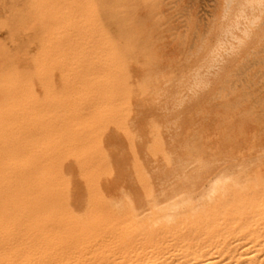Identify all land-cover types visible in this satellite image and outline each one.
<instances>
[{
  "label": "rangeland",
  "instance_id": "obj_1",
  "mask_svg": "<svg viewBox=\"0 0 264 264\" xmlns=\"http://www.w3.org/2000/svg\"><path fill=\"white\" fill-rule=\"evenodd\" d=\"M23 1L24 0H12V1L11 0H4L5 4L8 3V8H6V6L4 5L2 0H0V4H1V2L3 4V5L1 4L0 6L5 7V9H3V7H0V12L1 11H2V13H3V11L9 12L7 14L4 13L5 14L4 16L8 15V17L6 16L7 18L3 17L2 16L3 14L0 13V14H2V15H0V25L3 24L0 26V30L2 28L1 31L3 32V33L0 32V35L4 36L2 38L3 40L6 39L7 41L9 40L10 43L12 42L11 45L13 44L14 49L16 46H17V48L18 47L20 48L18 50L11 49V48H13V46L12 47L10 46L11 48L8 47L10 44H6L7 43L6 40H4V41L0 40V42L2 41L1 42L2 45L3 44L5 45V46L4 45L2 46L0 44V46L2 47V49L0 48V50L3 51V48L6 49L4 51L8 52L7 53L8 55H11V53L15 52V54L13 53L14 55L12 54V56L9 57L11 59H12V57L14 59L17 57V55H19L20 59L18 57L16 58V60L18 59V62L16 64L17 70L19 72L22 71L20 73H22V75H24L26 78L29 75L31 76L29 81H24L25 77L22 76L24 78H23V83L22 82L21 83H22V86H24V84L26 82L27 84H25V86H29L31 84L29 87H31V86L33 87V88L32 87L29 88V87L24 86L27 89L29 88L28 90L31 91V92H27V96L29 93V97H27V96L26 97L30 98V96H31L30 93H31V94H33L31 96V98L33 99L36 97L35 98L36 100L33 99V101L31 102V99L29 101L25 96L24 97H25V100L26 99L28 100L27 103L29 104V106L33 105L34 103L36 104V105L34 104V107L36 106L34 108L35 112L37 109H38L37 112L40 113V111H41V113L39 114V118H37V116H36V117H34L35 119L33 118V116H35L34 114H36V113L33 114L34 110L32 113H30V114H33L32 115L33 120H36L37 124H35V125L36 126L39 125V129H40V123L41 122H43L45 124L48 123L49 125H51L50 127L53 126V129H54V127H56L57 125H60L61 122L63 121V126L65 124H67L68 127H70L69 128L70 130H71L72 126L75 127L74 131L76 130V128L78 129V130H76L77 131V133H76V131L75 132L73 131L74 127L72 128V131L75 134L74 135L73 133L67 132L68 128L65 125L66 129L64 131V134H65V132H67L65 134V137H62L63 134L60 133V135H59L60 137L58 138V135H57V134H59L58 132L65 128L62 125L58 126L59 128L63 127V128H60L59 131H58V128L56 130H53V131H52V129L49 128L51 130V132H50L47 130L48 129L47 128L46 129L48 131L47 134L51 133L50 135H47V137L44 136L46 131L44 130L43 127H41L40 130H42V129L44 130V135H42L43 132L41 133V131H40V133H41V135H40L38 132L39 130L36 129L38 127H35L34 129H36V132H38V134L40 136L44 137V140L41 141V139H43V138L41 137V139H40L39 135L36 133V137L38 136L37 137L38 140H35V138H36L35 137L34 140L36 142L35 141L34 142L35 143H37V141L40 142L39 144L37 143L38 145L36 144L37 146H39L41 144L38 147V150L36 149L37 146L32 143L31 146L28 144V147L32 148L34 145V147H33L34 149L31 152H29L28 151L29 148L26 147L27 144H25L26 142L22 143L23 145H25V149L28 148L26 150L27 152L25 151V149H23L25 153L29 152L31 154L33 152L32 154H34L36 152V154H34V156L31 154L34 159L29 155V153H28L29 156L24 153L27 156V157L23 158L24 159L23 165L26 168L24 166L23 167L25 168L26 172L28 171L27 169L32 168V167L30 168V166H29V165H31V161L34 162L33 160H35L40 155H43V153H44V155H43L44 159L47 158L45 163L49 160L48 159L49 156L52 158V159L51 158L50 159L53 161V162L49 161V163L47 162L48 163L47 166L45 163L40 165V161L37 162L42 167H39V165L37 163L36 164L34 163L35 165L33 164V166H34L33 170L35 169L36 165L40 169L36 168V173H35V170L32 171V169H31L29 171L34 172V174L33 173L30 174L29 172H27V173L24 172V168H23L22 175L24 173H26V175L30 174V177L34 175V177L36 179H38V181H39V182H36V180L33 178L35 181L34 184H36V186H37L42 181L43 178H45L48 175L50 176V174L52 172L59 170L60 174H59V172L56 171L57 173L54 172L51 174L52 177L48 176L49 181L47 180V178H45L46 181H48V182L44 181L43 183H46L47 188L49 186V183L51 185L54 184V183L53 184L51 183L50 179H52V182H56V181L58 182V183L57 182L55 183L54 188H55L56 184L58 186V184H61L62 181L64 180L63 183L61 184L62 186H59V187H61L58 189L59 192H57V189L55 190L53 188V190H52L50 187L48 188V191H46L47 188H42L44 186L43 183H41L42 184L41 187H39L40 185L38 187L33 186L34 185L32 182L33 179L28 177V175L26 176L28 179L25 181H28L29 179H31V181L26 182L27 185H25V186H27V189H31L30 191L26 189V192L28 194H31L32 192L34 194L35 191L37 192V190H40L42 188L41 189L42 191H40V193H39L41 195L38 194L37 196L44 198L45 194H43V193H46L47 196H49V198L45 197L44 200L45 199H47V200H45L44 202L49 200L48 204H50L49 202L51 200L50 198L52 197V195H53L52 198H54V196H56V198L58 199V200L56 199L58 201V203H55V205H53L54 209L52 208V206L50 204L49 205L50 209L55 210V207H57L56 205H59V201L61 200L60 201V207H58L56 210H58L57 212L60 211L59 214H61V212H63L65 214V212L68 211V214L66 213L64 216H65V218H67V220H69V219H71V214L74 215L73 212H75V214H79L80 212H82V210H86L87 208H90L87 210H91L92 208L94 210L95 209L97 210V209L101 208L99 203H102V201H103V203H102L103 205L105 203L106 209H104L105 206H103V208H101V211H105L109 207L108 209L110 211L112 210L115 214L117 212L126 213L128 211H131L133 208L135 209V207H137V208L138 207H142V208L147 207L145 203H143V202L138 203L136 197H134V196L131 197V195H130V193L131 194L136 193L134 191H136L137 188H138V190L142 189L140 184L138 182H136V180H137L136 176L137 175L139 178H141V177L145 178L146 177L149 180H153L151 178H155L156 176L164 177V178L165 177H171L172 178V177L180 176L181 174L185 173L186 170L183 167H185L187 165V163H196V162L198 163V162H201L203 160H208L209 158L207 156H209V155H208L207 151L211 152V153H209L210 154L209 157H211V159L213 157H216V158H214L215 160H229L230 159V160H233L234 162L238 161V162H241V163H239V166L241 165V167H244L245 163L248 164L247 168L245 166V169L244 168L242 170L239 169L245 173L250 172L251 170H253V168H255L254 170H257L256 168L258 167V163L264 161V155H263L264 153L262 152L264 150V76H263L264 75V73H263L264 72V55H263L264 54V0H243V1L242 0H227V1L226 0H206V1L205 0H73L74 2L71 0H68V1L73 2V4L71 2H67L68 6H69V4H72L73 8L71 6V9H72V11H71V9L69 7L66 8V6L64 5L66 8L65 11H68L70 9V13L68 12L69 15L71 16V14H74L71 17L74 20V21L72 20V22L75 23L74 24L75 29H77V26L79 25V24L76 25L79 20L85 19L86 21L84 20V22H88V23H86V27H84L83 25H85V24H82V23H81L82 25L78 26L79 30L83 26V28H81V31H79V32L80 33L84 32V34H86L84 37V36H82L84 34L79 33V36L80 37L82 36L81 42H83L84 40H87V41H84L85 43L83 42V44H81V42L77 43L79 40L76 42H74V40H73V42L71 41L73 44L69 43L67 40L68 39V37H67L68 33H71L70 36H73L75 34L73 31H71V28H70V31H69V29L64 28L63 30H64V32L66 30L65 34H67V35H65L63 37L66 39L60 40V42H59L60 44H58V49H60V47H61L62 50L64 49L67 51L69 46H70V48L74 47V48H72V50L73 51L76 50V52L78 51V53H75V51L73 52L72 50H69L70 52L75 54V55H73L74 57L71 54H70V56H72L73 58H79L80 59L81 57L78 56V54L80 52L79 49L82 48L85 44L83 49L85 47H88V48H87V50L81 49L82 50L81 53L83 51H85L87 53L85 55L86 56L88 55V56L86 57L84 55V58L86 60H88L87 61L88 64L86 63L85 59H82V60H84L85 63L80 60L82 62V63L80 62L81 64L79 63V61H76V59H75L74 62L78 63L81 66H79L78 64L76 65L74 62L71 61L75 65L71 63L72 67H68V69H67L66 68L67 64L64 61L67 62V61L72 60V59H70V58L67 59L66 57H70V56H65V58L67 59V60H65V58L63 56L61 57L60 50H59V54H58V51H56L55 54H53L52 58L47 61V62H50V64L45 62V63H47L46 65H50V66L52 65L50 68H52V69L54 68V70L51 71L52 75H53L52 79H51L52 81L44 79V78H48L50 76L49 70H46V72H43L44 74H42L41 76H37V74L35 75L34 71L32 70V66H31L32 61H29V60H36L35 55L37 54L38 50L35 53V50L37 48V44H35V43H36V40L39 38L37 34H35L36 36L35 35L33 36V34H32V29H34V27H35L34 26L35 24H33V22L36 23L38 20L37 19L38 17L35 14V12L33 11V8L35 9V7H38L39 4L35 6L36 3H34L33 0H25L24 2ZM62 1L63 0H55V1L52 0L50 2L49 0H47V1L45 0V3L48 2L47 3L48 7L51 5L50 3H53L54 6H50V8L54 7L53 12L54 11L59 12V10L62 7L61 8L59 7L57 10V7H55V6H58V5H55V4L57 2L59 3V5L61 3L66 4V2L64 3V1L63 2ZM20 2L24 3V4H21ZM17 3L21 4V5H18ZM45 3L43 4L42 1L40 2V4L42 5L43 8L46 5ZM62 4L60 6H62ZM82 5L86 6L85 10H84L85 6L83 7ZM15 7H16V9H15ZM79 7H82L83 9H79ZM18 8H20V9H18ZM55 8L57 11L55 10ZM79 10H82L83 12L85 11L84 13H86V14H82L83 12L81 13V11H79ZM12 12H13V14H12ZM10 13H11V15H10ZM81 15H84V16H81ZM1 16L3 19L1 18ZM29 16H31L33 18L34 17H37V18L35 20V18L32 19L30 17L32 19L31 20V19H29ZM74 16H76L77 18H75ZM77 19H79V20H77ZM82 20H81V22H82ZM14 22H16V23H14ZM256 22H258V23H256ZM25 23H27L28 25H25ZM73 23H72V25H73ZM19 24H20V26H19ZM31 24H33V25H31ZM23 25H25V26H23ZM36 25H37V23H36ZM72 25H71L72 30H74L75 33L77 34L78 33L77 30H75L74 26H72ZM23 27H27V28L25 29ZM4 28L8 34L5 32ZM84 28H85V30H82ZM26 31H28V32H26ZM33 32L37 33V30L34 29ZM23 33H25V34H23ZM29 34H30V36H29ZM7 35L9 37V39L6 38ZM21 35H22V38H21ZM1 36H0V39H1ZM75 36H76V38H75V40H76L78 36L77 35H75ZM15 37H17L18 39L17 38L15 39ZM32 37H35V38L32 39ZM74 37L73 38L70 37V40L74 39ZM80 37L78 39H80ZM23 38H24V40H23ZM27 38L30 39V41H28ZM60 38H62V35ZM82 39H84V40H82ZM17 40H18V43H17ZM9 41H8V43H9ZM202 41H204V42L202 43ZM25 42H27V43H25ZM37 42H38V40H37ZM66 42H68V45H66ZM74 43H76V44H74ZM86 43L88 44L87 46H86ZM17 44H19V45H17ZM80 44H81V46H80ZM6 45H7V47H6ZM30 46H31L30 49L34 50L33 52L29 49ZM8 48H10V49H8ZM26 50H28L30 52V55L27 54L29 52ZM4 51L2 53H4ZM24 52H26V53H24ZM33 54H35V55L33 56ZM56 54H57V56H56ZM83 54H81L80 56H83ZM150 54H151V56H152V54H154L153 55L154 57L153 56L150 57ZM2 55H3V58H6L5 61L2 60L3 59ZM4 55L5 54H1V52H0V57L2 58V59L0 58V66L4 65L5 63H7L6 61L9 60L8 55L7 56L6 55L4 56ZM24 55L27 57V60L29 57L28 63L26 62V59H25L26 57ZM183 55L187 58H185ZM54 56H56V57H54ZM58 56H59V58L60 57L63 58L62 60L59 59V60H61L62 63L58 62V60H56L58 58ZM76 56H78V57H76ZM23 57L25 59L24 60L25 62L21 61V60H23L22 59ZM53 57H54V59H53ZM153 59H155V60H153ZM182 59H183V61H181ZM53 62L54 63L58 62V63H57V65L53 66L54 65ZM148 62H149V64H148ZM63 63L66 64L65 67L62 68L64 70L63 73H65V74H61L62 70L61 69H60L61 71L59 70V66H61L60 64H62V66H64ZM67 63H69V62H67ZM71 64H69L68 66H71ZM85 64H86V66L90 65L92 68L87 67L88 69L86 70ZM82 66L85 67V68H83L84 70H86L85 73L90 71L89 68L91 69V72L95 73L94 74V73L90 72L91 76L93 74L92 77H96L98 80H99V78L102 77L101 78L102 81L101 80L99 81V83L101 82V84L99 86H101L102 84L104 86L103 87L101 86L100 88H99V86H98V88L96 87L97 88L96 90H98V89H100V90H99V92L97 91L98 93L94 92L96 94L95 96H94V93H92V91L95 90L94 87L97 85L98 80L93 79L92 81H90L89 79H91L92 77L90 78L88 73L85 75V76L88 75V77H86V79H88V80L85 79L87 81V83H86V81H85V83H82V81L84 79H82L83 77L81 78V76H79L80 78L78 79V83L79 82L82 83L83 86L81 88H83V89H81V88L79 89L80 86L77 87L78 84H76L75 90H77V88H78L79 93H80V91H82V90L83 91L84 90L89 91V89H90V90H92L91 91L92 94L87 91L86 92L87 94L84 95V94H82L83 92L81 94H79L77 91H75L78 93L75 95V92H72V91H74V88L72 87L73 83H75L74 77L77 78L78 77L77 75H80V73H81V75L84 74V70L81 68ZM251 66H253V68H251ZM143 67H144V69H143ZM47 68H49V67H47ZM69 68H71V69H69ZM78 68H80L82 70L79 69L78 70L79 73L77 72L76 73L77 75L75 74L76 76L73 77L74 81L72 83V86H71V83L67 84V83L71 82L70 79L67 80L69 78V76L68 75H67L68 77H63V76H66V74H67L66 72L68 70L72 71V69H74L75 70L74 72H76ZM95 70L97 73L95 72ZM173 70H174V72H173ZM43 71H45V70H43ZM32 72H33V74H32ZM47 72H49V73H47ZM55 72H57L59 74V75L57 74L58 77L61 75L59 77L60 79H61V77L63 78V80L65 78H67L66 80L68 82L66 81V84L70 85V87H72V91L70 89V91L72 93L69 94V92H68L69 87L66 86L65 83H60V81H58L59 79H58ZM74 72H73V74H71L72 72H68V73H69V75L71 74V76H73ZM26 73L28 75H25ZM44 75H45V77H44ZM54 75H56L58 80L54 79L55 78ZM217 75H219V76H217ZM22 77H20V78L22 79ZM218 78H220V79L218 80ZM44 80L47 83L48 82L51 84L54 83L53 84L54 86L57 85L58 83H60L62 87H64V85H65L67 87L66 88L67 90L65 89V91H67L70 96H71V94L75 95V98L72 95V97L74 98V101H72L73 98H72V100H71V98H70V100H67L66 97H68L69 95L65 94L66 96H64V98L66 100L62 99V101H61V99H60V101H61V102L59 101L60 104L57 103V105L59 104L60 108H62L63 106L64 107L66 106V105L62 104L63 101H66L65 103H67V105L69 104L70 106L69 105L68 106L70 108L73 107L74 109L72 108V110L74 111L75 110L74 104L76 106V103H77V102L76 103H74V102H75V100L79 99L80 100V102H78L79 106H76V107L77 108L81 107V110H80V108L78 110V112L79 111H81V112L78 113V112L74 111L72 113V110L70 109V111H71V113H70L69 109H68L69 107L68 108L66 107V111L68 109V112L64 111L65 112L64 113L62 111V109H59V113L57 114L58 109H55L56 107H54V105L59 100L60 96L63 97L61 92H65V91L63 89L59 88L60 89L59 92L61 94L60 95V94H58V91H57V90H59L57 88L58 85L56 86V88H57V90H56V89H53V86L51 84H50L51 87L50 86L49 87L52 88L53 90L51 89L49 91V89H48L49 87L48 88L45 87L46 85L48 86L49 83L48 84L46 83V85H44ZM54 80H55V82H54ZM63 80L61 79V82H63ZM94 81L97 83H96V85H94V83H93L94 87L92 88V87H90V84H92V82H94ZM240 81H242V82H240ZM76 83H77V81H76ZM168 83H170V84H168ZM188 83H190V85ZM62 84H64V85H62ZM20 85L21 84L19 83V87H21ZM79 85H81V84H79ZM86 85H88V86H86ZM195 86H196V88H195ZM24 87H23L22 91L24 90ZM88 87H90V88H88ZM160 88H162V89H160ZM43 89L45 91L44 96H43V93H44ZM197 89H199V90H197ZM61 90H63V91H61ZM48 91L49 92L52 91L50 94L54 95V96H52L53 100L55 101V103H53V107H52V105H50V103H51L50 99L52 100L51 96H50L51 98H49V100L41 102L42 98L45 96H46V99H48L47 98V95L49 94ZM7 93L8 92H6L4 86L0 88V102L1 103L4 102L3 99ZM24 93H25V91H24ZM55 93H57L59 95L58 98H56L57 95ZM201 94H203V95H201ZM24 95H26V93ZM34 95H36V96L34 97ZM79 95L80 96L82 95V96L80 97ZM86 95L91 96L93 101L99 100V102H101V100H102V102H103L102 105L98 103L99 105H96V106H95V104L97 102L95 104L93 103L94 105L92 104V101H91V103L87 102L88 106L90 103L89 107L92 106L90 108L91 110L96 107L97 113H96V111H92V112H95L94 114H92V112L89 111L88 106L80 104V103H83V101H81V99L84 100V103L86 102ZM193 95H195V96H193ZM37 96H38V98H40L39 100L37 99ZM76 96H77V98H76ZM84 96H85V98H84ZM89 96L87 98L88 99L87 101L92 100V99L89 100V98H90ZM78 97H80V98H78ZM186 97H187V99H185ZM240 97H241V99H240ZM54 98H56V99H54ZM34 100H35V102H34ZM49 101H50V103H49ZM71 101L73 102V104L70 103ZM46 102L49 103L48 106L50 109H51V107H52V109L53 108L55 109L54 110L55 113L50 112L53 110L47 109L48 110L47 111L46 109H44V104L46 105ZM235 104H236V106H235ZM104 105L107 107V109ZM97 106H99V108ZM64 107H63V110L65 109ZM100 107L102 109H104L105 112H104V110L102 112V109L100 111ZM103 107H105V108H103ZM165 107H166V109H165ZM41 108H42V110H44L43 112H42ZM45 108H47V107H45ZM97 108H98V110H97ZM190 108H192V109L190 110ZM25 110H28L27 107ZM60 110H61V112H60ZM143 110L144 111L146 110L145 111L146 113ZM171 110H172V112H171ZM179 110H180V112H179ZM30 111H32V110H30ZM49 112L51 114H49ZM83 112L85 113V114H83L84 115L83 118L86 119L87 122H89L88 124H87V122L84 121V119H80V117L78 116V115L81 116L80 113H83ZM26 113L28 114V111H25V114ZM88 113H89V115H86ZM142 113H143V115H142ZM173 113H174V115H173ZM184 113H185V115H184ZM52 114L53 115L57 114V116L59 117L58 119H60V117H61L62 120L58 121L57 117H55V115L53 116ZM60 114H62V115L59 116ZM96 114H99V115L96 116ZM108 114H110L111 115L110 117L113 118V122L116 120V118H117L118 122L116 120L113 123L112 119L111 118L109 119ZM168 114L170 115V117ZM186 115H187V117H186ZM87 116H88V118H86ZM107 116H108V119L110 120L109 125L107 124L109 121L108 122L105 121L107 119ZM232 116H235V117H232ZM25 117H27L29 119V118H31V115H30V117H28V115L27 116L24 115V119H25ZM98 117H100V119H99L100 122H102V119H104L103 122L105 121L106 123L102 122V124H104V125L106 124V128H105V126L103 127V125H101L99 123ZM105 117H106V119H105ZM180 117L183 119H180ZM27 118H26V122L24 119H23L24 121L23 120L22 121L25 122L26 124L28 123L27 125H29L32 121H31V119L27 121ZM81 118H82V116H81ZM161 118L163 120H161ZM38 119H41L39 121L40 123L38 122ZM91 119L92 120L96 119L97 121L94 120V122H93ZM133 120H134V123H132ZM151 120H153V121H151ZM29 121H31V122L29 123ZM23 122H22V125H23L22 131L24 129ZM91 122L94 124H92ZM89 124L94 125V126H90ZM114 124H116L115 125L116 127H119V128L121 127L120 128L121 132H124L127 129L129 132L125 131V133H127V134H124V133L121 134V132L119 131L120 129L118 130V128H115ZM150 124L152 126H150ZM27 125H25L26 126L25 128H28ZM35 125L33 123V126L31 125V127H29V129H28L29 133L32 132L30 130ZM107 125H108V128H107ZM125 125H127L126 126L127 128H125V130H124L122 128V126L124 127ZM200 126H201V128H199ZM92 127H94V128L96 127L95 129H97V128L99 129V127H102L103 129L100 128V130L102 132L97 129L98 131H100L99 133H101V134L98 135L99 133H96L95 130L93 131L94 128H92ZM146 127L147 128L149 127V128L146 129ZM151 127H152V129H153V127L155 129V127H156V131L154 129L151 131V129H150ZM160 127H161V129H159ZM221 127H224V129ZM149 129L153 133L152 137H149L152 135V133H150L148 131ZM79 130H81V131H79ZM110 130H111V132H110ZM113 130H114V132H113ZM158 130H160V131H158ZM190 130H191V132H190ZM199 130H200V132H199ZM24 131L26 134L23 132L24 133L23 137L28 138V139L33 137L34 132L29 134V133H27L26 129H24ZM72 131H70V132H72ZM78 131H79V133H78ZM90 131H93L95 133L93 134V132H92V134L90 136V135H88V134H90ZM130 131H131V133H130ZM144 131H145V134L143 133ZM166 131H168L170 133V135L172 133L174 135H171V137H170L169 133ZM52 132L53 133L56 132L57 134L53 135ZM80 132H82V134ZM136 132H139V133H136ZM146 132H147V134H146ZM218 132H220L221 135ZM103 133H104V135H106V133H107V135L102 136ZM132 133H133V135L139 134L140 137H139V135L138 136L137 135L132 136ZM162 133L164 135H162ZM165 133H166V135H165ZM187 133L189 135H187ZM28 134L31 137L30 136L26 137V135H28ZM71 134H73V136H75V139L73 138V136ZM76 134H80V136L77 138ZM86 134L88 136L92 137V140L94 138L95 139L97 138V140H98V137H99L100 143H99V141L97 142L94 139L92 142L95 141L96 143H94V146H93V143L91 142L90 137L89 138L86 137V140H88V139H90V140H88L87 141L88 143H85V145H84V143L83 144L80 143L79 141H81V140L83 141L84 135L87 136ZM193 134H195V135H193ZM240 134H241V136H240ZM51 135L53 138L56 137V140L59 139L61 145L65 142H67V141H65L63 143L61 142L62 139H63V141L66 140L67 137H69V140L72 139L71 141L74 140L73 142H75L79 139L75 143L78 144V142H79L80 145H83V146H81V149H78L79 152H75V153H78V156H81V157H78L76 155L78 157L77 158L75 156V153L72 155L70 154L68 156H63L65 152L62 151V153L64 152L62 155V153L60 152V150L62 149V146H60V143H58V145L55 144V142L57 143V141L55 139H54L55 142L53 140H50L49 143L47 142V144H45V146L47 145L46 146L47 148L45 146H43L44 143H46L44 141L52 138V137L48 138ZM70 135L72 138L70 137ZM92 135H95V136H92ZM158 135L160 136L159 137L160 140L162 138L161 135L163 136V138L161 140V142L163 141L162 142L163 146L161 145L160 140L157 138ZM128 136L132 137V138L134 137L133 142H132L131 138L128 139L129 138ZM188 136H190L189 137L190 139L188 138ZM61 137H62V139H61ZM138 137L140 139L141 138L142 139L139 140ZM153 137H155V139H153ZM259 137H261V138H259ZM156 138L159 140L160 147H159L158 142H156L155 144H154L155 141L153 142V140H156ZM165 138H167L166 141L164 140ZM170 138H171V141L169 144L168 140H170ZM211 138H212V140H211ZM124 139L126 140L125 143H127V144L125 146H127V147H125L123 144ZM24 140H27V139H24ZM31 140L33 142V138ZM226 140H227V142H225ZM89 141H90V143H89ZM102 141L105 143L103 144ZM130 141H131V143H134V144L130 145ZM42 142H44L43 145H42ZM70 142H68V144L65 143V144H67V147H65L66 146L65 144H64L65 146H63V147H64V149L67 148V149L71 150V153H72V149H74V148L76 149L80 145H78V146L75 145L73 147V142H72V144ZM101 142L103 145H101V147H100ZM121 142H122V144H121ZM51 143L55 144V146H53ZM97 143L99 146L97 145ZM139 143H141V144L144 143V145H141ZM149 143H151V145ZM182 143L185 145V147L189 143L188 146L190 149L186 148L188 151L185 150V147H184V145H182ZM18 144L20 145V142ZM90 144H91V147L89 148L88 146ZM95 144H96V146H95ZM147 144H149L150 146L149 145L147 146ZM166 144H167V146H169V145H171V146H169V148H168L166 146ZM23 145H22V148H24ZM129 145L131 147L134 146V148L133 147L130 148ZM202 145L204 146V148ZM35 146H36V148H35ZM41 146H43L46 149L43 150L42 149L43 147H41ZM59 146H60V148H59ZM92 146L94 149H92ZM104 146H105V148H104ZM137 146H138V148H137ZM139 146H141V148ZM143 146L146 150L144 148H142ZM182 146H183V148H182ZM17 147H18V145H17ZM19 147H21V146H19ZM57 147H58V149H57ZM84 147H86V148L88 147V149H89V151H91V153H94V151L99 149V147L101 149L103 148V151H102L103 155H104V153L106 155L102 156L101 155L102 152L100 153V151L97 150V151H95L94 156L96 154L98 155L100 153L102 158L100 156H97V155L94 157L93 154H91L90 152L86 153V150H88V149H85ZM123 147H125L124 149H126V150H124V149L122 150ZM165 147H167V149ZM216 147H219V148H216ZM22 148H19L18 150H20V149L22 150ZM193 148H195L196 150H194ZM228 148L230 149L229 151H228ZM54 149L56 151L60 152L61 154L60 153L58 154V152H56ZM82 149H83V152L86 153V155L88 153H90V156L92 155L93 159L94 158L97 159V157L99 159V157H100L101 159H99V162H100L99 166H101V167L99 168V166H98V168H96V166L99 164L97 162L98 160H96V159L95 160L91 159L89 161L90 163L96 161V162H94L95 165H93L94 163L90 164L89 162H87L88 163L87 164L86 160L89 159V155H87L88 158L85 155L84 156L85 160L82 161L81 158L83 159V155L85 154V153L83 154ZM106 149L107 150L109 149V152H107ZM133 149L135 151H132ZM182 149H184L185 151ZM247 149L249 152H247ZM259 149L261 151L258 152ZM76 150H74V151H76ZM111 150H112L113 154L111 153ZM138 150H139V152H138ZM150 150H151V152H150ZM168 150L171 151L172 154H171V152L170 153L167 152ZM212 150H213V152H212ZM65 151L67 152V150H65ZM144 151L148 152L149 155ZM181 151H184V152L181 154ZM219 151L222 153H220ZM223 151H225V152H223ZM226 151L229 152L228 156L224 155V153H227ZM230 151H233V152H230ZM250 151H253V153L252 152L250 153ZM37 152H38V154H37ZM45 152H47V153H45ZM162 152H163L162 155L165 157H163L160 154ZM164 152H166V153H164ZM257 152L260 153L259 155H261V156L257 155L259 157V159L257 158L256 159L257 161H254V159L256 158L255 155L257 154ZM18 153H19V151H18ZM20 153H22V152H20ZM68 153H70V151H68ZM80 153H82V154H80ZM120 153L127 158L126 159L127 161L122 156H118ZM246 153H248V154H246ZM249 153L251 154V156H255V158H253L252 162L250 161L251 159H247L248 162L246 160ZM52 154H54L55 156L58 154V156H60V159L61 158H63V159H61V160L57 159V158H59L58 156H56L57 158H53ZM140 154L144 155V156L142 157ZM152 154H154L155 156H152ZM169 154L171 157L169 156ZM174 154H175V157H174ZM216 154H218V155H216ZM65 155H67V153H65ZM132 155H134V156H132ZM135 155H136V157L137 156L140 157V158L137 157V158H139V160H136L135 158H133V157H135ZM188 155H189V157H188ZM219 155H220V158H219ZM262 155H263V157H262ZM20 156H23V155H20ZM35 156H36V158H35ZM117 156L119 157V159ZM176 156H178V157L176 158ZM234 156L235 157L237 156L238 158L236 159ZM40 157H42V156H40ZM71 157H73V158H71ZM229 157H232V158H229ZM112 158H114V159H112ZM115 158H117V160H115ZM141 158H143V159H141ZM165 158H167V159L169 158V159L166 161ZM227 158H229V159H227ZM56 159H57L56 163L58 164L57 166L54 165ZM66 159L67 160L73 159V160H75V163H74V161H67ZM110 159L113 160L114 162L116 161V163H114V162L110 163V161H111ZM140 159H141V161L142 160L143 161L141 162ZM37 160H39V158ZM40 160H41V158H40ZM42 160H43V158H42ZM78 160L82 161V164H81V162L79 164L77 162ZM105 160H107V161H105ZM132 160H133V162H132ZM43 161L41 163H43ZM249 161L252 164L250 166H249V164H250ZM63 162L66 166H68V167L70 166L71 169L65 168V165H63ZM76 162L79 164L78 166H77ZM106 162H109V163H107V165H106L105 164ZM126 162H129V163L126 164ZM135 162H136V164H135ZM140 162H141V164H140ZM254 162H255V164H254ZM28 163H30V164L28 165ZM66 163H68V165ZM84 163H85V165L86 164L88 165V166H86V168H84L85 167ZM74 164H76V165H74ZM111 164H115V165L120 164V166H118V167L115 166V168H114V166ZM260 164L262 166H260ZM260 164H259L258 170L261 169L262 167H264L263 166L264 162L260 163ZM52 165H53V167H52ZM108 165H109V169L111 166H112L111 168H114V169H111L110 171L108 169L109 172L107 171V169H106V171L104 170L103 173H105V174L107 173L110 176L109 177L106 174L105 176L107 178H105L104 175L101 174L102 173L101 169L103 168L102 166H104V168H106V167H108ZM139 165H141V166H139ZM62 166L64 168H62ZM92 166H95V167L93 168ZM131 166H134V167H131ZM54 167L55 168L58 167V168L53 169V171H52V168H54ZM59 167H61V168H59ZM137 167H138V169H136ZM140 167H141V169H139ZM248 167L250 168V170ZM41 168H43V169H41ZM76 168L79 169V172H78V170H77V172L80 173L79 174L80 176L74 172V171H76V170H74ZM121 168L123 169V171ZM127 168H129L128 169L129 171L127 170ZM133 168H134V170H133ZM46 169L51 170V172H48L49 170H46ZM63 169H65V171ZM68 169H70V170H68ZM98 169H100V171H98ZM118 169H120V170H118ZM246 169H247V171H246ZM38 170H43L41 172L39 171L40 176L37 175V174H39V172H37ZM132 170L134 173L132 172ZM137 170L140 171L139 172L140 174L143 170V173L146 174V175H144L145 177H143V175L139 176L140 174L137 173L138 172ZM144 170L146 172H144ZM69 171L70 172L73 171L74 175H73V173H71L72 176L76 177V175H77L79 177L75 178V177L69 176V174H70ZM86 171L87 172L91 171V173L90 172L87 173ZM92 171H94V172H92ZM120 171H122V172L120 173ZM47 172L49 174H46ZM129 172H130V174H129ZM89 173H90L91 177H93L94 173L96 175L100 173L99 175H101L100 176L101 179L99 176L97 177L94 174V177L91 180H89L90 179ZM111 173H112V175L114 174L116 178L114 176H113V178H111L112 177V175H110ZM44 174H46V175H44ZM62 174H63V176H62ZM86 174L88 175L89 179H87ZM55 175H56V177H55ZM23 176H25V175H23ZM60 176L63 177V179H61V181H59L60 179H58V178H60ZM129 176H132V177H130V178H132L131 181H130V178L128 179ZM54 177L55 178L58 177L57 178L58 180H55ZM70 177L73 178L72 179L73 181H71ZM67 178H70V179L68 180ZM79 178H83L84 180L87 179V183H85L86 185L84 184V182H86V181H83V179H79ZM97 178H99V181L103 180L104 182L103 181L102 182L97 181L98 180ZM103 178H105V179H103ZM53 179L55 181H53ZM92 180H93V183L89 184L88 181L92 182ZM129 181H130V183H129ZM31 182H32V186L34 187V189L36 188L37 190L33 191L34 189L32 186L28 187L30 185L29 183H31ZM59 182H61V183H59ZM77 182L78 183L80 182V184L82 182V184H81L82 187ZM134 182H136L135 185H134ZM69 183H71V185ZM47 184H48V186H47ZM93 184L95 186L101 185V187L100 186H99L100 188L94 187ZM72 185H74L73 187H77L79 185L81 187L82 192L80 191V189H78L79 186H78V188H74V190L72 191L71 190L73 188ZM68 186H69L70 190H69ZM51 187H53V186H51ZM56 188H58V187H56ZM63 188H65V189H63ZM93 188H95V189L93 190ZM43 189H45V191ZM49 189H50V191H49ZM61 189H63L64 192L61 191L62 193H60ZM75 189H76V191H75ZM83 189H85L84 192H83ZM51 191H54L55 193H53V192L50 193ZM98 191H99V193H98ZM101 191H102V195L100 194ZM68 192L72 193V194H74L73 192H75L76 195L75 194L72 195V196H74V200H72L73 198L71 199V197H70L71 195H69ZM63 193H65V196H67V193H68L69 199H68V197L64 198ZM77 193H79V196L77 195ZM89 193H91V194H89ZM96 193H97V196H96L97 201L94 199L95 198L94 196L96 195ZM36 194L37 193H35L34 195L36 196ZM42 194H43V196H42ZM76 196H78V197H76ZM39 197H36V198L38 199ZM59 197L60 198L63 197L64 200L68 199V201H69L68 202L69 204H67L68 206L66 205V207H64L65 203H67V202L66 201L63 202V198L60 199ZM99 198H101L102 200H100ZM40 199L41 198H39L37 200V202ZM71 200H72V202H70ZM81 200H83V201H81ZM133 200L134 201L136 200L134 202L135 205L133 204ZM54 201H51V202H53L52 204H54ZM42 202L39 201L38 204L40 205V203H42ZM44 202H43V205H40V206H43V207L47 206V208H48L49 206H48V204H46L47 202L46 203H44ZM94 202L97 203V204H95V208H94ZM61 203L64 204L62 206L65 208V209L63 208L62 211H61V208H62ZM97 206H99V208H96ZM59 208H60V210H59ZM29 210L32 211V209H29ZM69 210L70 211L73 210L71 214H70ZM53 214L55 215L54 212H53ZM80 214H82V213H80ZM57 216H56V219L58 220V217L60 219L58 222L62 223L63 217L61 219V217H60L61 215L58 217ZM61 220H62V222H61ZM65 222H66V220H64L63 223H65ZM67 223H70V220L67 221Z\"/></svg>",
  "mask_w": 264,
  "mask_h": 264
},
{
  "label": "bare ground",
  "instance_id": "obj_2",
  "mask_svg": "<svg viewBox=\"0 0 264 264\" xmlns=\"http://www.w3.org/2000/svg\"><path fill=\"white\" fill-rule=\"evenodd\" d=\"M12 1V0H11ZM25 1V0H24ZM23 1V2H24ZM43 2V4L45 3V0H33V2L34 3H36L35 4V6L36 5H38L39 4V6L41 5L40 4V2ZM47 1V0H46ZM50 2L52 1V0H49ZM53 1H55V0H53ZM64 1V3L66 2V4H62V6H60L59 5V3L57 2L55 5H58V6H55V7H57V10H58V8L60 7H62L60 10H59V12H53V10H54V7L53 8H50V6H54V4L53 3H50L51 5L48 7L47 6V3H45L46 5H45V7L43 8L42 7V5L39 7H35V9L33 8V11L35 12V14L37 15V17H34L35 18V20H36V18L38 19L37 20V25H36V23L35 22H33V24H35L34 26L36 27H34V29L35 30H37V33H35V32H33V30L34 29H32V34H33V36L35 35V34H37L38 35V42H37V40H36V43L35 44H37V48H36V50H35V53H36V51L38 50V52H37V54L35 55V54H33V56L35 55V58H36V60H29V57H28V60L29 61H32L31 63V66H32V70L34 71V74L36 75L37 74V76H41L42 74H44L43 72H46V70H49V72H50V76L48 77V78H44L45 80L47 79V80H51L52 79V72L51 71H53L54 70V68L52 69V68H50L51 66L50 65H46L47 63L48 64H50V62H47L49 59H51L52 58V56H53V54H55V52L56 51H58V54H59V50H60V55H61V57L63 56L64 58H65V56H70V54L73 56V55H75L74 53H72V52H70L69 50H72V48H74V47H71L70 48V46H69V48L67 49V51L66 50H62L61 49V47H60V49H58V44H60L59 42H60V40L61 39H66V38H64L63 36H65V35H67V34H65V32H66V30H65V32H64V28L65 29H69V31H70V28H71V31H73L74 32V34L75 35H77L78 37H77V39L75 40V38H76V36L75 35H73V36H70L71 35V33H68V42L69 43H71V44H73L72 42H73V40H74V42H76V41H78L77 43H79V42H81V37L82 36H84L85 37V35L86 34H84V32L83 33H80L79 31H81V28H83V26L84 27H86V23H88V22H84V20H82V22H81V20H79V19H77V20H79L78 21V23L76 24V25H78V26H80V25H82V24H85V25H83L81 28H80V30L78 29L79 27L77 26V29H75V23H73L72 22V15H74V14H71V16L69 15V13H70V9H71V6H72V8H73V0H71V1H73V2H71V1H68V0H63ZM62 1V2H63ZM206 1V0H205ZM227 1V0H226ZM243 1V0H242ZM2 2L4 3V0H2ZM2 2H1V4H2ZM18 2V1H17ZM32 2V3H33ZM67 2H71L72 4H69V6H68V3ZM212 2V1H211ZM240 2V1H239ZM11 3V2H10ZM16 3V2H15ZM21 3V2H20ZM31 3V4H32ZM210 3V2H209ZM233 3V2H232ZM242 3V2H241ZM257 3V2H256ZM0 4V5H1ZM18 4V3H17ZM21 4H24V3H21ZM21 4H18V5H21ZM3 5V4H2ZM4 5L6 6V8H8V3L7 4H5L4 3ZM28 5V4H27ZM33 5V4H32ZM66 6V8H70L68 11H65L66 10V8H65V6ZM244 5V4H243ZM251 5V4H250ZM25 6V5H24ZM83 6V5H82ZM85 6V5H84ZM83 6V7H84ZM0 7H3V6H0ZM42 7V8H41ZM99 7V6H98ZM85 8H86V6L84 7V10H85ZM113 8V7H112ZM230 8V7H229ZM242 8V7H241ZM3 9H5V7H3ZM2 9V10H3ZM15 9H16V7H15ZM18 9H20V8H18ZM79 9H83L82 7H79ZM102 9V8H101ZM204 9V8H203ZM8 10V9H7ZM32 10V9H31ZM55 10H56V8H55ZM56 10V11H57ZM18 11V10H17ZM71 11H72V9H71ZM79 11H81V13L83 12L82 10H79ZM69 12V13H68ZM85 12V11H84ZM82 13V14H86V13ZM238 12V11H237ZM0 13H2V11L0 12ZM7 14V13H9V12H4L3 11V15L2 14H0V15H2L3 17H5V18H7L8 17V15H6V16H4L5 14ZM12 14H13V12H12ZM31 14V13H30ZM80 14V13H79ZM228 14V13H227ZM238 14V13H237ZM10 15H11V13H10ZM9 15V16H10ZM21 15V14H20ZM35 15V16H36ZM63 15V16H62ZM2 16H1V18H2ZM16 16V15H15ZM14 16V17H15ZM62 16V17H61ZM80 16V15H79ZM81 16H84V15H81ZM13 17V18H14ZM23 17V16H22ZM21 17V18H22ZM31 16H29V19H34L33 17H31ZM75 18H77L76 16H74ZM4 18V19H5ZM101 18V17H100ZM3 19V18H2ZM28 19V20H29ZM31 19V20H32ZM205 19V18H204ZM6 20V19H5ZM234 20V19H233ZM21 21V20H20ZM27 21V20H26ZM74 21V20H73ZM86 21V20H85ZM13 23V22H12ZM14 23H16V22H14ZM29 23V22H28ZM72 23H73V25H72ZM82 23V24H81ZM256 23H258V22H256ZM5 24V23H4ZM33 24H31V25H33ZM1 25H3V24H1ZM0 25V26H1ZM25 25H28L27 23H25ZM25 25H23V26H25ZM71 25L72 26H74V29L75 30H77V34L75 33V31L74 30H72V27H71ZM8 26V25H7ZM19 26H20V24H19ZM236 26V25H235ZM4 27V26H3ZM22 27V26H21ZM31 27V26H30ZM23 28H27V27H23ZM8 29V28H7ZM22 29V28H21ZM20 29V30H21ZM242 29V28H241ZM1 30H2V28H1ZM0 30V32L1 33H3L2 31ZM4 30H5V28H4ZM82 30H85V28L84 29H82ZM9 31V30H8ZM244 31V30H243ZM5 32H6V30H5ZM26 32H28V31H26ZM72 32V33H73ZM7 33V32H6ZM79 33L80 34H84V35H82L81 37L79 36ZM8 34V33H7ZM22 34V33H21ZM23 34H25V33H23ZM31 34V35H32ZM18 35V34H17ZM61 35H62V38H60L61 37ZM1 36V35H0ZM29 36H30V34H29ZM36 36V35H35ZM75 36V37H74ZM4 36H1V39L0 40H2V41H4V40H6V39H2ZM11 37V36H10ZM18 37V36H17ZM17 37H15V39L17 38ZM26 37V36H25ZM24 37V38H25ZM28 37V36H27ZM70 37H74V39H71L70 40ZM80 37V39H78ZM7 39H9V37H8V35H7V37H6ZM21 38H22V35H21ZM24 38H23V40H24ZM35 37H32V39H34ZM18 39V38H17ZM28 39V38H27ZM85 39V38H84ZM84 39H82V40H84ZM204 39V38H203ZM12 40V39H11ZM22 40V41H23ZM66 40V41H67ZM188 40V39H187ZM1 41V42H2ZM7 41V40H6ZM5 41V42H6ZM9 41V40H8ZM8 41H7V43L6 44H10L8 47H12L13 46V44L11 45V43H10V41H9V43H8ZM27 41V40H26ZM28 41H30V39H28ZM72 41V42H71ZM84 41H87V40H84ZM83 41V42H84ZM0 42V44L2 45V43ZM35 42V41H34ZM33 42V43H34ZM68 42H66V45H68ZM83 42H81V44H83ZM204 41H202V43H203ZM261 42V41H260ZM17 43H18V40H17ZM25 43H27V42H25ZM31 43V42H30ZM85 43V42H84ZM88 43V42H87ZM86 43V46L88 45ZM188 43V42H187ZM29 44V43H28ZM34 44V45H35ZM74 44H76V43H74ZM81 44H80V46H81ZM146 44V43H145ZM4 45V44H3ZM2 45V46H3ZM17 45H19V44H17ZM30 45V44H29ZM28 45V46H29ZM62 45V44H61ZM5 46V45H4ZM16 46V45H15ZM36 46V45H35ZM73 46V45H72ZM83 46V45H82ZM84 46H85V44H84ZM83 46V47H84ZM6 47H7V45H6ZM5 47V48H6ZM10 47V48H11ZM33 47V46H32ZM79 47V46H78ZM77 47V48H78ZM83 47L82 48H80L79 50H80V52H79V54H78V56L79 57H81L80 59L79 58H73L72 56H70V57H66L67 59H72V60H69V61H67V62H69V63H67L66 61H64L66 64H67V69H68V67H72V64H78V63H76V62H74L75 61V59H76V61H79V63L81 62V61H83L84 62V60H82V59H85L84 58V55L85 54H87L85 51H83L82 53H81V49H83ZM150 47V46H149ZM203 47V46H202ZM0 48L2 49V47L0 46ZM10 48H8V49H10ZM31 48V46L29 47V49ZM34 48V47H33ZM87 48L88 47H85L83 50H87ZM234 48V47H233ZM11 49H14V46H13V48H11ZM18 49H20L19 47L17 48V46L15 47V49L14 50H18ZM4 50H6V49H4L3 48V51ZM13 50V51H14ZM31 50V49H30ZM155 50V49H154ZM238 50V49H237ZM2 50H0V52H1V54H5L6 56L8 55L7 53L8 52H5L4 51V53H2L3 52ZM8 51V50H7ZM12 51V50H11ZM21 51V50H20ZM26 51H28V50H26ZM32 52L34 51V50H31ZM73 51V50H72ZM75 51V53H78V51L76 52V50H74ZM73 51V52H74ZM201 51V50H200ZM22 52V51H21ZM29 52V51H28ZM70 52V53H69ZM85 52V53H84ZM154 52V51H153ZM14 54H15V52H13ZM13 53H11V55H8V58L10 57V56H12V54ZM24 53H26V52H24ZM84 53V54H83ZM143 53V52H142ZM13 54V55H14ZM27 54H29L30 55V52L29 53H27ZM81 54H83V56H80ZM250 54V53H249ZM4 55V56H5ZM59 55V56H60ZM140 55V54H139ZM154 54H152V56H153ZM264 55V54H263ZM25 56V55H24ZM37 56V57H36ZM56 56H57V54H56ZM56 56H54V57H56ZM59 56H58V58L56 59V60H58V62H61V60L63 59V58H59ZM78 56H76V57H78ZM86 56V55H85ZM88 56V55H87ZM86 56V57H87ZM151 56V54H150V57H152ZM184 56V55H183ZM17 57L20 59V57H19V55H17ZM16 57V58H17ZM26 57V56H25ZM31 57V56H30ZM54 57H53V59H54ZM72 57V58H71ZM149 57V58H150ZM154 57V56H153ZM185 57V56H184ZM1 58V57H0ZM2 58H3V55H2ZM1 58V59H2ZM7 58V59H8ZM16 58H14L13 59V57H12V59L11 58H9V60L8 61H6L7 63H5L4 65H2V66H0V86L1 87H3L4 86V88H5V90H6V92H8L5 96H4V102L3 103H1L0 104V264H264V167H262L261 169H259L258 170V167H259V164L260 163H263V162H260V163H258V167L256 168L257 170H254L255 168H253V170H251L250 172H247V173H245V172H242L241 170L244 168L245 169V166H246V168H247V166H248V164H246L245 163V166L244 167H241V165L239 166V163H241V162H234L233 160H230L229 158H232V157H229V158H227V159H229V160H215L214 158H216V157H213L212 159H211V157H209L210 156V154L209 153H211V152H209V151H207L208 152V155L209 156H207L209 159L208 160H203V161H201V162H196V163H187V165L185 166V167H183V168H185V173H183V174H181L180 176H177V177H158V176H156L155 178H151V179H153V180H149V179H147L144 175H146V174H144L143 173V170H142V172H141V174L139 173L140 171L139 170H137L136 172L138 173V174H140L139 176H141V175H143V177H145V178H139L138 177V175L136 176V182H138L139 184H140V186H141V190H138V188H137V190L136 191H134V192H136V193H130V195H131V197L132 196H134V197H136V199H137V202L138 203H140V202H143V203H145L146 204V206L147 207H144V208H142V207H135V209L133 208H131L132 210L131 211H128V212H126V213H122V212H117L116 214L111 210H109L108 208H107V210H105V211H101V208H103V206H105V208L104 209H106V205H105V203H104V205L102 204L103 203V201H102V203H99L100 204V207L101 208H99V206H97L96 208H99V209H91V210H87V209H90V208H87L86 210H82V212H80V213H82V214H75V212H73V214L74 215H72L71 213H72V211H70L69 210V212H70V214H71V219H69L70 220V223H67V221H69V220H67V218H65V214L67 213L68 214V211L67 212H65V214L63 213V212H61V214H59V212H57L58 210H56L58 207H60V201H59V205H56L57 207H55V210H53L54 208H53V205H55V203H58V199L56 198V196H54V198H52L53 197V195H52V197L50 198L51 200H50V204H51V206H52V208L53 209H50V204H48V201H46V202H44L45 200H47V199H45L44 200V198L46 197H48L49 198V196H47V194L46 193H43V194H45L44 196V198H42V197H39V196H37L39 193H40V191H42L41 189L42 188H47L46 187V183H43L44 181L45 182H48L49 181V178H48V176H44L45 178H47V180L48 181H46V179L45 178H43L42 179V181L36 186V184H34L35 183V181H34V179L36 180V182H39L38 181V179H36L35 177H34V172H30L29 170H31L32 169V171H34L35 170V173H36V168H38V169H40L39 167H42V166H40V165H42V164H44L45 163V161H46V159H44V157H43V155H44V153H43V155H40V156H42V157H37L36 158V156H35V160H33L34 162H32L31 160V165H29L30 163H28V165L30 166V168L31 169H27L28 171L27 172H29L30 174L31 173H33L32 175L33 176H31L30 177V174H27L28 175V177H30L31 179H33V186H36V187H38L39 185V187H41L42 186V184L41 183H43V187L40 189V190H37L36 188L34 189V187L32 186V182L31 183H29L30 185L28 186V187H33V191H35V190H37V192L35 191L34 192V194L35 193H37L36 194V196L33 194V192L31 193V194H28L27 192H26V189H27V186H25V185H27L26 184V182H28V181H31V179H29L28 181H25V180H27L28 178L26 177L27 175H26V171H25V166L23 165L24 164V159L23 158H25V157H27L26 155H28V153L29 152H31L34 148V145H33V147L31 148H29L28 147V144L31 146L32 145V143L33 144H39L40 142H38L37 141V143H35L36 141L35 140H38L37 139V137H36V133L38 134V132H39V134L41 135V133L43 132V134L42 135H44V130L46 131V133H45V135L44 136H46L47 137V135H50L51 133H49V134H47V132L48 131H50L51 132V130L50 129H52V131L53 130H56L57 128H58V131L60 130V128H63V127H65V125H66V127L68 128V131L67 132H69V133H73V131H74V129H75V127L74 126H72L71 127V130L69 129L70 127H68V125L67 124H65L64 126H63V121L61 122V124L60 125H57L56 127H54V129H53V126L52 127H50L51 125H49L48 123H43V122H39L41 119H38V122L40 123V129H41V127H43L44 128V130L42 131V130H40L39 129V125L38 126H36L35 124H37L36 123V120H33V118L34 117H36L37 116V118H39V114L41 113V111H40V113L39 112H37L38 111V109L36 110V112H35V110H34V108L36 107H34V104L33 105H30L29 106V104L27 103L28 102V100L30 101V99H31V102L33 101V99H35L36 97V95H34V97L35 98H31V96L33 95V94H31L30 93V98H27V97H29V93H28V96H27V92H31L30 90H28L29 88H31V87H29V86H25V84H27L26 82H25V84H24V86L25 87H29L28 89L27 88H25L24 86H22V83H23V78L25 77L24 75H22V73H20V72H22V71H18L17 70V62H18V59L16 60ZM33 58V57H32ZM65 58V60H67ZM185 58H187V57H185ZM5 59L6 58H3L2 60H4L5 61ZM23 60H21L22 62L26 59V62L28 63L29 61L27 60V57L24 59V57L22 58ZM34 59V58H33ZM59 59H61V60H59ZM78 59V60H77ZM55 60V61H56ZM81 60V61H80ZM86 60V59H85ZM153 60H155V59H153ZM187 60V59H186ZM20 61V60H19ZM20 61V62H21ZM74 62V63H72V62ZM88 60H86V63L88 64V62H87ZM152 61V60H151ZM158 61V60H157ZM181 61H183V59L181 60ZM19 62V63H20ZM25 62V61H24ZM45 62H47V63H45ZM52 62V61H51ZM57 62V63H58ZM145 62V61H144ZM147 62V61H146ZM42 63V64H41ZM54 63V62H53ZM57 63H54V65L53 66H55V65H57ZM62 63V62H61ZM72 63V64H71ZM82 63V62H81ZM80 63V64H81ZM85 63V62H84ZM187 63V62H186ZM185 63V64H186ZM64 64V63H63ZM66 64H64V66H62V64H60L61 66H59V70L62 72L61 74H65V73H63V67H65V65ZM69 64H71V66H68ZM74 64V65H75ZM144 64V63H143ZM148 64H149V62H148ZM184 64V65H185ZM79 65V64H78ZM153 65V64H152ZM151 65V66H152ZM253 65V64H252ZM42 66V67H41ZM44 66V67H43ZM46 66V67H45ZM79 66H81V65H79ZM78 66V67H79ZM183 66V65H182ZM247 66V65H246ZM47 67H49V68H47ZM86 67V68H85ZM85 67H81L82 69L83 68H85L86 70L88 69L87 67H91L90 65H87L86 66V64H85ZM74 68V67H73ZM92 68V67H91ZM146 68V67H145ZM251 68H253V66H251ZM29 69V68H28ZM52 69V70H51ZM65 69V68H64ZM69 69H71V68H69ZM75 69V68H74ZM74 69H72V71H67L66 73V76H63V77H68L69 76V78L67 79V78H65L64 80H63V78L61 77V79L63 80V82H61V79L58 77V73L57 72H55L56 73V75H57V77H58V79H57V77H56V75H54L55 76V78L54 79H57L58 81H60V83H65L66 84V81L67 80H69L70 79V81L71 82H69V83H67V84H70L71 83V86H72V83H73V81H74V78H75V83H73V88H74V91H72V87H70V85H67L66 84V86H68L69 87V94L70 93H72V92H75V91H77L78 93H79V89L83 86L82 85V83H85V81L86 80H88V79H86V77H88V75L90 76V78L93 76V74H92V76H91V73H94V72H91V69L89 68V72H87L88 73V75L87 76H85L87 73H85V71L86 70H84V74H82L81 75V73H80V75H77L76 73L78 72V70L80 69V68H78L77 69V71L76 72H74L75 70ZM82 69H80V70H82ZM143 69H144V67H143ZM245 69V68H244ZM43 70H45V71H43ZM66 70V69H65ZM152 70V69H151ZM248 71V70H247ZM49 72H47V73H49ZM68 72H72L71 74H73V72H74V75L73 76H71V74L69 75V73ZM82 72V71H81ZM91 72V73H90ZM95 72H96V70H95ZM148 72V71H147ZM151 72V71H150ZM173 72H174V70H173ZM218 72V71H217ZM79 73V72H78ZM83 73V72H82ZM97 73V72H96ZM208 73V72H207ZM234 73V72H233ZM264 73V72H263ZM32 74H33V72H32ZM78 76L77 78L76 77H74V76H76V75ZM95 74V73H94ZM209 74V73H208ZM237 74V73H236ZM246 74V73H245ZM255 74V73H254ZM259 74V73H258ZM25 75H28L27 73L25 74ZM68 75V76H67ZM232 75V74H231ZM241 75V74H240ZM239 75V76H240ZM244 75V74H243ZM22 76H24V77H22ZM79 76H81V78L82 79H84L83 81H82V83H78V79L80 78ZM85 76V77H84ZM145 76V75H144ZM148 76V75H147ZM217 76H219V75H217ZM264 76V75H263ZM20 77H22V79L20 78ZM30 75L25 79L24 78V81H29L30 80ZM35 77V76H34ZM44 77H45V75H44ZM47 77V76H46ZM73 79H71V78ZM74 77V78H73ZM98 77V76H97ZM143 77V76H142ZM146 77V76H145ZM208 77V76H207ZM234 77V76H233ZM246 77V76H245ZM41 78V77H40ZM102 78V77H101ZM101 78H99V80L96 78V77H92L91 79H89L90 81H92L93 79H97L98 80V83H99V81L101 80L102 81V79ZM179 78V77H178ZM205 78V77H204ZM239 78V77H238ZM241 78V77H240ZM255 78V77H254ZM67 79V80H66ZM77 79V80H76ZM86 79V80H85ZM200 79V78H199ZM220 78H218V80H219ZM228 79V78H227ZM226 79V80H227ZM247 79V78H246ZM44 80V85H46V81ZM233 80V79H232ZM243 80V79H242ZM52 81V80H51ZM50 81V82H51ZM76 81H77V83H76ZM205 81V80H204ZM22 82V83H21ZM54 82H55V80H54ZM68 82V81H67ZM89 82V81H88ZM104 82V81H103ZM191 82V81H190ZM240 82H242V81H240ZM19 83L21 84L20 86L21 87H19ZM30 83V82H29ZM49 83V82H48ZM47 83V84H48ZM57 83V82H56ZM55 83V84H56ZM60 83H58L57 85H53L54 83H49L48 84V86L46 85L45 87H49L50 86V84L53 86V89H56L57 90V88L59 89H63L64 91H65V89L67 88L64 84H62V85H64V87H62L61 86V84ZM86 83H87V81H86ZM91 83V82H90ZM93 83H94V85H96V83L97 82H92V84H90V87H94V85H93ZM97 83V85L94 87V91H92V90H90L89 89V91L88 90H82V91H80V93L79 94H81L82 92V94H87L86 92L88 91V92H90L91 93V91H92V93H98L99 92V90L100 89H98V90H96L97 88H98V86L101 84V82L98 84ZM183 83V82H182ZM199 83V82H198ZM214 83V82H213ZM236 83V82H235ZM252 83V82H251ZM250 83V84H251ZM60 84V85H59ZM75 84V85H74ZM76 84H78L77 85V87L78 86H80L79 87V89L77 88V90H75L76 88ZM79 84H81V85H79ZM168 84H170V83H168ZM187 84V83H186ZM189 85H190V83H188ZM218 84V83H217ZM224 84V83H223ZM229 84V83H228ZM253 84V83H252ZM89 85V84H88ZM88 85H86V86H88ZM93 85V86H92ZM206 85V84H205ZM235 85V84H234ZM241 85V84H240ZM18 86V87H17ZM56 86H57V88H56ZM60 86V87H59ZM102 87L104 86L103 84L101 85ZM101 86H99V88L101 87ZM168 86V85H167ZM210 86V85H209ZM0 87V88H1ZM23 87H24V90L22 91V89H23ZM44 87V86H43ZM51 87V86H50ZM48 88L49 89V91L52 89V88ZM55 87V88H54ZM62 87V88H61ZM90 87H88V88H90ZM97 87V88H96ZM151 87V86H150ZM201 87V86H200ZM241 87V86H240ZM248 87V86H247ZM19 88V89H18ZM21 88V89H20ZM33 88V87H32ZM87 88V89H88ZM195 88H196V86H195ZM8 89V90H7ZM45 89V88H44ZM44 89H43V91H44ZM52 89V90H53ZM60 89L59 90H57L58 91V94H60ZM70 89H71V91H70ZM81 89H83V88H81ZM160 89H162V88H160ZM172 89V88H171ZM202 89V88H201ZM250 89V88H249ZM63 90H61V91H63ZM67 90V89H66ZM197 90H199V89H197ZM206 90V89H205ZM24 91H25V93H26V95H24L25 93H24ZM48 91V92H49ZM98 91V92H97ZM169 91V90H168ZM212 91V90H211ZM221 91V90H220ZM52 92V91H51ZM51 92H49V94L47 95V98L48 99H46V96L45 97H43L44 96V94H45V91H44V93H43V98H42V100H41V102L43 101H47V100H49V98H51L52 96H54V95H51L50 93ZM56 92V91H55ZM68 92L67 91H65V92H61V94L63 95V97L62 96H60L59 97V100L55 103V101L53 100V97H52V100L50 99V101H51V103H50V101H49V103H50V105H52V107H53V103H55V105H54V107H56L55 109H58V111H57V114L59 113V109H62V111L64 112H68V109H69V112L71 113V111H70V109L72 110V108H70L68 105H67V103H65L66 101H63V105H66L64 108V110H63V107L62 108H60L59 107V101H60V99H61V101H62V99L63 100H70V98H71V100H72V95L73 94H71V96L68 94ZM77 92H75V95L76 94H78ZM33 93V92H32ZM91 93V94H92ZM94 93V96L96 95ZM170 93V92H169ZM182 93V92H181ZM53 94V93H52ZM57 96H56V98H58V94L57 93H55ZM60 94V95H61ZM65 94H67V95H69L68 97H66V99L64 98V96H66ZM90 94V95H91ZM185 94V93H184ZM194 94V93H193ZM197 94V93H196ZM208 94V93H207ZM213 94V93H212ZM216 94V93H215ZM38 95V94H37ZM75 95H73L74 96V98H75ZM172 95V94H171ZM201 95H203V94H201ZM229 95V94H228ZM28 99H26L25 100V97ZM51 96V97H50ZM80 96V95H79ZM82 96V95H81ZM80 96V97H81ZM89 96V95H88ZM88 96L86 95V102L84 103V100L83 99H81V101H83V103H80V104H83V105H85V106H88V103L87 102H90L91 103V101H92V104L94 103H96L95 104V106L96 105H99V104H101L102 105V100H101V102H99V100L97 101H93V99H92V97L91 96H89L90 98H89V100L90 99H92V100H90V101H87L88 99ZM102 96V95H101ZM170 96V95H169ZM193 96H195V95H193ZM198 96V95H197ZM209 96V95H208ZM224 96V95H223ZM2 97V96H1ZM24 97V98H23ZM80 97H78V98H80ZM45 98V99H44ZM56 98H54V99H56ZM74 98H73V100L72 101H74ZM76 98H77V96H76ZM84 98H85V96H84ZM197 98V97H196ZM243 98V97H242ZM37 99L39 100L40 98H38V96H37ZM97 99V98H96ZM160 99V98H159ZM182 99V98H181ZM185 99H187V97L185 98ZM184 99V100H185ZM192 99V98H191ZM225 99V98H224ZM240 99H241V97H240ZM36 100V99H35ZM35 100H34V102H35ZM37 100V101H38ZM168 100V99H167ZM179 100V99H178ZM53 101V102H52ZM60 101V102H61ZM70 102L71 104H73V102ZM192 101V100H191ZM194 101V100H193ZM199 101V100H198ZM205 101V100H204ZM210 101V100H209ZM69 102V101H68ZM77 102V103H76ZM78 102H80V100L79 99H77V100H75V102L74 103H76V106H79L78 105ZM182 102V101H181ZM37 103V102H36ZM49 103H47L46 102V105L44 104V109H49V110H53V111H50V112H52V113H55L54 112V108L52 109V107H51V109L49 108ZM57 103H59L58 105H57ZM87 103V104H86ZM90 103H89V106H90ZM99 103V104H98ZM166 103V102H165ZM184 103V102H183ZM195 103V102H194ZM235 103V102H234ZM243 103V102H242ZM61 104V105H62ZM91 104V105H92ZM93 104V105H94ZM180 104V103H179ZM192 104V103H191ZM238 104V103H237ZM36 105V104H35ZM82 105V106H83ZM100 105V106H101ZM177 105V104H176ZM181 105V104H180ZM183 105V104H182ZM232 105V104H231ZM239 105V104H238ZM248 105V104H247ZM75 106V104H74V107H75V112H78V110H79V108H80V110H81V107H76ZM88 106V107H89ZM105 106V105H104ZM193 106V105H192ZM197 106V105H196ZM235 106H236V104H235ZM26 107H27V109L28 110H25L26 109ZM45 107H47V108H45ZM66 107L68 108L67 109V111H66ZM87 107V108H88ZM92 107V106H91ZM91 107H89V111H96V107L94 108V109H90ZM98 108H99V106H97ZM106 107V106H105ZM105 107H103V108H105ZM179 107V106H178ZM177 107V108H178ZM181 107V106H180ZM189 107V106H188ZM220 107V106H219ZM234 107V106H233ZM83 108V107H82ZM98 108H97V110H98ZM163 108V107H162ZM197 108V107H196ZM240 108V107H239ZM40 109V108H39ZM74 109V108H73ZM101 107H100V111H101ZM106 109H107V107H106ZM165 109H166V107H165ZM192 108H190V110H191ZM198 109V108H197ZM237 109V108H236ZM235 109V110H236ZM30 110H32V111H30ZM33 110H34V112H33ZM41 110H42V108H41ZM103 110L104 109H102V112H103ZM177 110V109H176ZM201 110V109H200ZM25 111H28V114L26 113L25 114ZM44 110H42V112H43ZM48 111V110H47ZM73 110H72V113L74 112ZM144 111V110H143ZM146 111V110H145ZM144 111V112H145ZM174 111V110H173ZM196 111V110H195ZM215 111V110H214ZM33 112V114L34 113H36V114H34L35 116H33V118H32V115L33 114H30V113H32ZM46 112V111H45ZM49 112V114H51ZM60 112H61V110H60ZM64 112V113H65ZM79 112H81V111H79ZM78 112V113H79ZM104 112H105V110H104ZM140 112V111H139ZM164 112V111H163ZM171 112H172V110H171ZM179 112H180V110H179ZM47 113V112H46ZM90 113V112H89ZM89 113L88 114H86V115H89ZM95 112H92V114H94ZM96 113H97V111H96ZM146 113V112H145ZM31 115V118H27V117H25V119H24V115L25 116H27L28 115V117H30V115ZM57 114H54L55 115V117H57V120L58 121H61L62 119H61V117H60V119H58L59 117L57 116ZM81 114V116H82V118H81V116L80 115H78L79 117H80V119H84L83 118V114H85L84 112L83 113H80ZM91 114V113H90ZM101 114V113H100ZM179 114V113H178ZM217 114V113H216ZM215 114V115H216ZM53 115V114H52ZM53 115V116H54ZM62 114H60L59 116H61ZM85 115V116H86ZM97 115H99V114H96V116ZM142 115H143V113H142ZM169 115V114H168ZM173 115H174V113H173ZM183 115V114H182ZM184 115H185V113H184ZM214 115V116H215ZM108 116H109V119L111 118L110 116V114H108ZM108 116H107V119H108ZM159 116V115H158ZM203 116V115H202ZM113 117V116H112ZM167 117V116H166ZM169 117H170V115H169ZM186 117H187V115H186ZM192 117V116H191ZM232 117H235V116H232ZM26 118H27V121L28 120H30L31 119V121H29V125H27L25 122H26ZM86 118H88V116L86 117ZM90 118V117H89ZM103 118V117H102ZM101 118V119H102ZM172 118V117H171ZM174 118V117H173ZM25 120V122H23L24 120ZM35 119V118H34ZM93 119V118H92ZM91 119V120H92ZM100 119V117H98V120ZM105 119H106V117H105ZM105 120V121H109L107 124L109 125L110 124V120L108 119V120ZM112 119V122H113V118H111ZM180 119H183V118H181L180 117ZM230 119V118H229ZM258 119V118H257ZM23 120V121H22ZM88 120V119H87ZM94 120H96V119H94ZM94 120H92L93 122H94ZM103 120L104 119H102V122H103ZM116 120H117V118H116ZM115 120V121H116ZM137 120V119H136ZM161 120H163L162 118H161ZM34 121V122H33ZM84 121L85 122H87L86 121V119H84ZM83 121V122H84ZM97 121V120H96ZM103 122V123H106V122ZM114 121V122H115ZM150 121V120H149ZM151 121H153V120H151ZM190 121V120H189ZM22 122H23V124H24V129H26V131L29 129V127H31V125L33 126V123H34V127H32V129L34 130H32L31 128V130L30 131H32L31 133H33V137H31L29 134H31V133H29V130L27 131V133H29L28 135H26V137H28V136H30L31 138H25V137H23V134L25 133V131H24V129H23V131H22V128H23V125H22ZM102 122H100V120H99V123L101 124V125H103V127L105 126V128H106V124L104 125V124H102ZM113 122V123H114ZM117 122H118V120H117ZM172 122V121H171ZM214 122V121H213ZM89 122H87V124H88ZM92 123V122H91ZM130 123V122H129ZM132 123H134V120L132 121ZM142 123V122H141ZM149 123V122H148ZM166 123V122H165ZM168 123V122H167ZM225 123V122H224ZM227 123V122H226ZM92 124H94V123H92ZM131 124V123H130ZM229 124V123H228ZM231 124V123H230ZM25 125H27V127L28 128H25L26 126ZM42 125V126H41ZM63 126V127H58V126ZM90 125V124H89ZM108 125H107V128H108ZM116 124H114V126H115ZM166 125V124H165ZM49 126V127H48ZM90 126H94V125H90ZM127 125H125L124 127L122 126V128L125 130V128H127L126 127ZM150 126H152L151 124H150ZM159 126V125H158ZM169 126V125H168ZM35 127H38V128H36V129H38L39 131L38 132H36V129H34ZM66 127L64 128V129H62V130H60L58 133L59 134H57L56 132H52V134L53 135H58V138L60 137L59 135H60V133H62L63 134V136L62 137H65V134L67 133V132H65V134H64V131H65V129H66ZM74 127V128H73ZM131 127V126H130ZM48 128V129H47ZM50 128V129H49ZM72 128H73V131H72ZM92 128H94V127H92ZM96 128V127H95ZM93 129V131L95 130V132L96 133H99L101 130H100V128H102V127H99V129L98 130H100V131H98L97 129ZM112 128V127H111ZM114 128V127H113ZM115 128H118V130L121 128H119V127H116L115 126ZM133 128V127H132ZM144 128V127H143ZM149 128V127H148ZM147 127H146V129H148ZM199 128H201V126L199 127ZM221 128H223L224 129V127H221ZM260 128V127H259ZM48 131H47V130ZM103 129V128H102ZM137 129V128H136ZM151 129V131L154 129V127H153V129H152V127L150 128ZM150 129L148 130L150 133H152L151 131H150ZM159 129H161V127L159 128ZM215 129V128H214ZM76 130H78L77 128H76ZM75 130V131H76ZM105 130V129H104ZM109 130V129H108ZM123 130V131H124ZM155 131H156V127H155V129H154ZM166 130V129H165ZM171 130V129H170ZM216 130V129H215ZM226 130V129H225ZM257 130V129H256ZM40 131H41V133H40ZM70 131H72V132H70ZM74 131V132H75ZM79 131H81V130H79ZM79 131H78V133H79ZM93 131H90V134H88V135H90L91 136V134H92V132ZM117 131V130H116ZM120 132H121V129L119 130ZM125 131H127V132H129L128 131V129L127 130H125ZM125 131L124 132H121V134L122 133H124V134H127V133H125ZM136 131V130H135ZM158 131H160V130H158ZM24 132V133H23ZM95 132H93V134L95 133ZM102 132V131H101ZM104 132V131H103ZM106 132V131H105ZM110 132H111V130H110ZM113 132H114V130H113ZM154 132V131H153ZM166 132H168V131H166ZM178 132V131H177ZM190 132H191V130H190ZM199 132H200V130H199ZM216 132V131H215ZM76 133H77V131H76ZM81 134H82V132H80ZM108 133V132H107ZM107 133H106V135H107ZM130 133H131V131H130ZM129 133V134H130ZM136 133H139V132H136ZM144 134H145V131L143 132ZM160 133V132H159ZM169 133V132H168ZM218 133H220V132H218ZM223 133V132H222ZM26 134V133H25ZM38 134V135H39ZM74 134V133H73ZM73 134H71L72 136H73ZM101 133H99L98 135H100ZM146 134H147V132H146ZM149 134V133H148ZM161 134V133H160ZM229 134V133H228ZM232 134V133H231ZM39 135V138L41 139V137L43 138V139H41V141L42 140H44V137L43 136H40ZM71 135H70V137H71ZM75 135V134H74ZM77 135V138L80 136V134H76ZM87 135V134H86ZM85 136L84 135V137H83V141L81 140V141H79L80 143H84V145H85V143H88L87 141L88 140H90L91 139V142L95 139H93L92 140V137H90V136ZM104 135V133L102 134V136ZM106 135H104V136H106ZM134 135H139V134H134ZM133 135V133H132V136H134ZM162 135H164L163 133H162ZM161 135V137L163 138V136ZM165 135H166V133H165ZM169 135H170V133H169ZM171 135H174L173 133L171 134ZM171 135H170V137H171ZM187 135H189L188 133H187ZM193 135H195V134H193ZM192 135V136H193ZM197 135V134H196ZM220 135H221V133H220ZM243 135V134H242ZM92 136H95V135H92ZM127 136V135H126ZM146 136V135H145ZM153 136V133H152V135L151 136H149V137H152ZM156 136V135H155ZM234 136V135H233ZM240 136H241V134H240ZM253 136V135H252ZM36 137V138H35ZM45 137V138H46ZM52 137V135L51 136H49L48 138H51ZM62 137H61V139H62ZM86 137H90V139H88V140H86ZM123 137V136H122ZM129 137V136H128ZM139 137H140V135H139ZM138 137V138H139ZM159 135H158V139H159ZM165 137V136H164ZM190 136H188V138H189ZM198 137V136H197ZM217 137V136H216ZM23 138V139H22ZM33 138V142H32V139ZM34 138H35V140H34ZM47 138V139H48ZM72 138V137H71ZM73 138L75 139V136H73ZM124 138V137H123ZM132 139V142H133V138L132 137H129L128 139ZM156 138V140H153V142H154V144L156 143V142H158L159 143V140ZM162 138H161V140H162ZM169 138V137H168ZM184 138V137H183ZM209 138V137H208ZM230 138V137H229ZM259 138H261V137H259ZM258 138V139H259ZM24 139H27V140H24ZM39 139V140H40ZM56 140V137L55 138H51V139H48V140H46V141H44V142H46V143H44V142H42V145H43V143H44V145L43 146H45V144H47V142L49 143L50 142V140H53L54 142H55V140ZM66 139V138H65ZM102 139V138H101ZM142 139V138H141ZM140 138H139V140H141ZM145 139V138H144ZM153 139H155V137H153ZM166 139L167 138H165L164 140L166 141ZM190 139V138H189ZM22 140V141H21ZM24 140V141H23ZM31 140V141H30ZM72 139H70L69 140V137H67V139L66 140H64L63 141V139L61 140V142L63 143V142H65V141H67V142H65V143H67L68 144V142H70ZM79 140V139H78ZM77 140V141H78ZM86 140V141H85ZM104 140V139H103ZM122 140V139H121ZM138 140V139H137ZM138 140V141H139ZM161 140H160V143H161V145H162V142H161ZM203 140V139H202ZM211 140H212V138H211ZM232 140V139H231ZM20 142V145L18 144L19 142ZM35 141V142H34ZM57 141V143L55 142V144H57L58 145V143H60V141H59V139L58 140H56ZM59 141V142H58ZM74 141V140H73ZM73 141H71L70 143L72 144V142ZM77 141H75V142H77ZM95 141H99V137H98V140H97V138L95 139ZM92 142L93 143V146H94V143H96V142ZM129 141V140H128ZM164 141V142H165ZM169 141V144H170V141H171V138H170V140H168ZM196 141V140H195ZM200 141V140H199ZM25 143V144H27L26 145V147H28L29 148V152L28 153H25L24 152V150L23 149H25V145H23L22 143ZM30 142V143H29ZM52 142V141H51ZM75 142H73V147L75 146V145H80V143L78 142V144L77 143H75ZM103 142V141H102ZM102 142H101V144H100V147H101V145H103L105 142H103V144H102ZM123 142V141H122ZM122 142H121V144H122ZM126 142V140L124 139V142H123V144H124V146L127 144V143H125ZM141 142V141H140ZM190 142V141H189ZM193 142V141H192ZM218 142V141H217ZM225 142H227V140L225 141ZM234 142V141H233ZM246 142V141H245ZM65 143H63L62 145H61V143H60V146H62V149L60 150V152L62 153V151H64L65 153H67V155H65V153H64V155H63V153H62V155L63 156H68V155H72V154H74L75 152H79L78 151V149H81V146H83V145H80V146H78V148H74V149H72V153H71V150H69V149H64V147L63 146H65V147H67V144H65ZM89 143H90V141H89ZM99 143H100V141H99ZM117 143V142H116ZM129 143V142H128ZM145 143V142H144ZM144 143L143 144H141V143H139V144H141V145H144ZM157 143V144H158ZM160 143H159V147H160ZM173 143V142H172ZM171 143V144H172ZM178 143V142H177ZM253 143V142H252ZM37 144V145H38ZM53 146H55V144H53V143H51ZM65 144V145H64ZM70 144V145H71ZM114 144V143H113ZM132 144H134V143H131V141H130V145H132ZM150 145H151V143H149ZM149 144H147V146L149 145ZM168 144V143H167ZM167 144H166V146H167ZM246 144V143H245ZM249 144V143H248ZM17 145H18V147L19 146H21V147H19V148H22V145L24 146V148H22V150L20 151V150H18L19 148L17 147ZM36 145V146H37ZM41 145V144H40ZM39 145V146H40ZM50 145V144H49ZM48 145V146H49ZM56 145V146H57ZM97 145H98V143H97ZM106 145V144H105ZM108 145V144H107ZM116 145V144H115ZM120 145V144H119ZM129 145V146H130ZM149 145V146H150ZM173 145V144H172ZM182 145H184L183 143H182ZM189 143L187 144V146L185 147V145H184V147H185V150H187V149H190L189 148ZM192 145V144H191ZM218 145V144H217ZM247 145V144H246ZM253 145V144H252ZM262 145V144H261ZM36 146H35V148H36ZM39 146H37V150H38V147ZM43 146H41V147H43ZM47 146V145H46ZM45 146V147H46ZM60 146H59V148H60ZM69 146V145H68ZM76 146V147H77ZM93 146H92V149H94L93 148ZM95 146H96V144H95ZM99 146V145H98ZM123 146V145H122ZM163 146V145H162ZM169 146H171V145H169ZM169 146H167L168 148H169ZM203 146V145H202ZM258 146V145H257ZM40 147V148H41ZM52 147V146H51ZM72 147V146H71ZM89 148L91 147V144L88 146ZM88 147L86 148V147H84L85 149H88ZM99 147V149H97V150H99L100 151V153L103 151V148L101 149ZM125 147H127V146H125ZM125 147H123L122 148V150L125 148ZM133 148H134V146H132ZM131 146H130V148H132ZM140 148H141V146H139ZM167 147H165L166 149H167ZM251 147V146H250ZM254 147V146H253ZM28 148H26L25 149V151L28 149ZM39 148V149H40ZM47 148V147H46ZM46 148H42L43 150L44 149H46ZM49 148V147H48ZM104 148H105V146H104ZM137 148H138V146H137ZM142 148H144V146L142 147ZM182 148H183V146H182ZM187 148V149H186ZM203 148H204V146H203ZM216 148H219V147H216ZM258 148V147H257ZM31 149V150H30ZM56 149V148H55ZM54 149V150H55ZM57 149H58V147H57ZM64 149V150H63ZM84 149V150H85ZM96 149V148H95ZM145 149V148H144ZM163 149V148H162ZM194 150H196L195 148H193ZM250 149V148H249ZM49 150V149H48ZM65 150H67V152L65 151ZM74 150H76V151H74ZM97 150H95V151H97ZM107 150V149H106ZM119 150V149H118ZM124 150H126V149H124ZM146 150V149H145ZM174 150V149H173ZM182 150H184V149H182ZM184 150V151H185ZM209 150V149H208ZM230 149L228 148V151H229ZM251 150V149H250ZM18 151H19V153H18ZM56 151V150H55ZM68 151H70V153H68ZM74 151V152H73ZM81 151V150H80ZM93 151V150H92ZM95 151H94V153H91V151H89V149L88 150H86V153L87 152H90L91 154H93V156H94V154H95ZM132 151H135L134 149L132 150ZM165 151V150H164ZM184 151H181V154L184 152ZM188 151V150H187ZM186 151V152H187ZM228 151H226L227 153H224V155L225 156H228V154H229V152ZM234 151V150H233ZM233 151H230V152H233ZM259 151H261L260 149L258 150V152ZM20 152H22V153H20ZM27 152V151H26ZM40 152V151H39ZM42 152V151H41ZM56 152H58V151H56ZM60 152H58V154L60 153ZM82 152H83V149H82ZM107 152H109V149L107 150ZM106 152V153H107ZM117 152V151H116ZM138 152H139V150H138ZM144 152H146V151H144ZM150 152H151V150H150ZM153 152V151H152ZM167 152H171V151H167ZM178 152V151H177ZM206 152V153H207ZM212 152H213V150H212ZM220 152V151H219ZM223 152H225V151H223ZM247 152H249L248 151V149H247ZM253 153V151H250V153ZM256 152V151H255ZM257 152V154L255 155L256 156V158H255V156H251V154L249 153V155H248V157L246 158V160L247 159H251L250 161L252 162V160H253V158H255L254 159V161H257L256 159L258 158L259 159V157L257 156V155H259L260 153H258ZM263 153H264V150L262 151ZM26 155H25V154ZM33 153V152H32ZM31 153V154H32ZM45 153H47V152H45ZM60 153V154H61ZM85 152H83V154H84ZM86 153L83 155V159L81 158V160L83 161V160H85V155H86ZM90 153H88L87 155H89V159H87L86 160V163L87 162H89L91 159L92 160H95L96 158H94L93 159V156L91 155L90 156ZM100 153L97 155V156H100L101 157V155L102 156H104V155H106L105 153H104V155H103V152L101 153V155H100ZM111 153H112V150H111ZM147 154H148V152H146ZM154 153V152H153ZM164 153H166V152H164ZM175 153V152H174ZM220 153H222V152H220ZM245 153V152H244ZM23 155V156H20V155ZM30 153H29V155L32 157V155L34 156V154H36V152L34 153V154H32L31 155ZM37 154H38V152H37ZM51 154V153H50ZM49 154V155H50ZM58 154L56 155V156H58ZM80 154H82V153H80ZM108 154V153H107ZM110 154V153H109ZM113 154V153H112ZM111 154V155H112ZM121 154V153H120ZM118 155V156H122L123 158H125V160L127 159L125 156H123L122 154L121 155ZM133 154V153H132ZM161 155L163 154V152L162 153H160ZM171 154H172V152H171ZM180 154V155H181ZM185 154V153H184ZM219 154V153H218ZM218 154H216V155H218ZM231 154V153H230ZM246 154H248V153H246ZM28 155V156H29ZM47 155V154H46ZM78 156V153H75V156ZM86 155V157L88 158V156ZM95 155V156H96ZM139 155V154H138ZM141 155V154H140ZM149 155V154H148ZM147 155V156H148ZM190 155V154H189ZM189 155H188V157H189ZM213 155V154H212ZM211 155V156H212ZM264 155V154H263ZM263 155H262V157H263ZM52 156H53V158H57L54 154H52ZM62 156V157H63ZM74 156V155H73ZM76 156V157H77ZM94 156V157H95ZM117 156V157H118ZM132 156H134V155H132ZM142 157L144 156V155H141ZM152 156H155L154 154H152ZM163 156V155H162ZM169 156H170V154H169ZM173 156V155H172ZM186 156V155H185ZM251 158H250V157ZM259 156H261V155H259ZM59 158H57V159H60V156H58ZM70 157V156H69ZM78 157H81V156H78ZM77 157V158H78ZM99 157V159H101ZM110 157V156H109ZM113 157V156H112ZM137 157H139V156H137ZM136 157V155H135V157H133V158H135L136 160H139V158H137ZM158 157V156H157ZM160 157V156H159ZM163 157H165V156H163ZM171 157V156H170ZM174 157H175V154H174ZM178 156H176V158H177ZM180 157V156H179ZM184 157V156H183ZM235 157V156H234ZM33 158V157H32ZM39 158V160H37ZM40 158H41V160H40ZM42 158H43V160H42ZM51 157L49 156L48 157V163H49V161H51V162H53L51 159H50ZM68 158V157H67ZM71 158H73V157H71ZM121 158V157H120ZM219 158H220V155H219ZM236 159L238 158L237 156L235 157ZM261 158V157H260ZM34 159V158H33ZM57 159L55 160V163H56V161H57ZM61 159H63V158H61ZM60 159V160H61ZM76 159V158H75ZM99 159H98V157H97V159L96 160H98L97 162L99 163L97 166H96V168H98V166L100 165V162H99ZM106 159V158H105ZM112 159H114V158H112ZM118 159H119V157H118ZM122 159V158H121ZM141 159H143V158H141ZM141 159H140V161H141ZM166 159V161L169 159H167V158H165ZM200 159V158H199ZM226 159V158H225ZM67 160V159H66ZM65 160V161H66ZM111 160V159H110ZM115 160H117V158H115ZM123 160V159H122ZM121 160V161H122ZM130 160V159H129ZM173 160V159H172ZM239 160V159H238ZM263 160V159H262ZM40 161V165H39V163H37V162H39ZM43 161V163H41ZM59 161V160H58ZM64 161V162H65ZM67 161H74V163H75V160H67ZM82 161H77L79 164H80V162H81V164H82ZM103 161V160H102ZM105 161H107V160H105ZM112 161V162H111ZM110 161V163H113L114 161L113 160H111ZM124 161V160H123ZM127 161V160H126ZM143 161V160H142ZM141 161V162H142ZM236 161V160H235ZM249 161V166L250 165H252L251 164V162ZM45 163L46 164V166L48 165V163ZM64 162H63V165H65L64 164ZM76 162V163H77ZM94 162H96V161H94ZM94 162H89L90 164H92V163H94ZM125 162V161H124ZM132 162H133V160H132ZM139 162V161H138ZM141 162H140V164H141ZM190 162V161H189ZM247 162H248V160H247ZM26 163V162H25ZM38 164L39 165V167H37V165H36V167H35V169L33 170V164ZM54 163V165H58L57 163L55 164ZM72 163V162H71ZM77 163V166L79 165ZM107 163H109V162H106L105 164L107 165ZM114 163H116V161L114 162ZM119 163V162H118ZM129 162H126V164H128ZM34 164V165H35ZM67 165H68V163H66ZM88 164V163H87ZM85 165V163H84V165H85V167L84 168H86V166H88V165ZM104 164V163H103ZM104 164V165H105ZM134 164V163H133ZM135 164H136V162H135ZM254 164H255V162H254ZM253 164V165H254ZM257 164V163H256ZM27 165V164H26ZM27 165V166H28ZM74 165H76V164H74ZM93 165H95V163L93 164ZM105 165V166H106ZM111 165H113L114 166V168H115V166H120V164L119 165H115V164H111ZM110 165V166H111ZM124 165V164H123ZM25 168H24V167ZM45 166V165H44ZM50 166V165H49ZM48 166V167H49ZM72 166V165H71ZM139 166H141V165H139ZM243 166V165H242ZM257 166V165H256ZM260 166H262L261 164H260ZM264 166V165H263ZM52 167H53V165H52ZM93 168L95 167V166H92ZM101 166H99V168H100ZM103 168H104V166H102ZM112 167V166H111ZM110 167V169H109V165H108V167H106V168H102L101 169V171H102V175H104V177L105 178H107L105 175L107 174H105V173H103V171L105 170L106 171V169H107V171H108V169H109V171L111 170V169H114V168H111ZM131 167H134V166H131ZM253 167V166H252ZM23 168H24V172H26V173H24L23 175H25V176H23L22 175V173H23ZM29 168V167H28ZM46 168V167H45ZM56 168H58V167H56ZM55 167L54 168H52V171H53V169H56ZM59 168H61V167H59ZM62 168H64L63 166H62ZM65 168H70L71 169V167L69 166H66L65 165ZM95 168V169H96ZM125 168V167H124ZM143 168V167H142ZM249 168V167H248ZM41 169H43V168H41ZM50 169V168H49ZM49 169H46V170H49ZM70 169H68V170H70ZM117 169V168H116ZM122 169V168H121ZM129 168H127V170H128ZM136 169H138V167L136 168ZM135 169V170H136ZM139 169H141V167L139 168ZM239 169H241V170H239ZM45 170V169H44ZM64 171H65V169H63ZM67 170V171H68ZM74 170H76V171H74L76 174H80V173H78L79 172V169H74ZM77 170H78V172H77ZM84 170V169H83ZM90 170V169H89ZM97 170V169H96ZM118 170H120V169H118ZM133 170H134V168H133ZM133 170H132V172H133ZM249 170H250V168H249ZM41 172V171H43V170H38L37 172ZM57 172H59V170H56ZM56 171H54L55 173H57ZM63 171V172H64ZM66 171V172H67ZM98 171H100V169H98ZM108 171V172H109ZM113 171V170H112ZM122 171H123V169H122ZM122 171H120V173L122 172ZM129 171V170H128ZM246 171H247V169H246ZM40 172H39V174H37L38 176H40ZM48 172H51V170H49ZM46 173V174H49V173ZM54 172H52V173H54ZM70 172V171H69ZM87 172V171H86ZM88 172H90L91 173V171H88ZM87 172V173H88ZM92 172H94V171H92ZM114 172V171H113ZM112 172V173H113ZM144 172H146L145 170H144ZM51 173V174H52ZM65 173V172H64ZM63 173V174H64ZM71 173H73V171L72 172H70V174ZM90 173H89V175H90ZM96 173V172H95ZM94 173V174H95ZM112 173L110 174V175H112ZM127 173V172H126ZM134 173V172H133ZM143 173V174H142ZM46 174H44V175H46ZM51 174H50V176H51ZM59 174H60V172H59ZM63 174H62V176H63ZM69 174V176H72V174L70 175ZM94 174H93V177H94ZM100 174V173H99ZM99 174H95L97 177L99 176H101V175H99ZM129 174H130V172H129ZM136 174V173H135ZM58 175V174H57ZM73 175H74V173H73ZM85 175V174H84ZM87 175V174H86ZM108 175V174H107ZM36 176V175H35ZM49 176V177H50ZM80 176V175H79ZM79 176H77L76 175V177H79ZM109 176V175H108ZM113 176L115 177V175L113 174L112 175V177L111 178H113ZM37 177V176H36ZM52 177V176H51ZM55 177H56V175H55ZM54 177V178H55ZM59 177V176H58ZM57 177V178H58ZM72 177H75V176H72ZM72 177H70L71 178V181H73L72 179ZM75 177V178H76ZM89 177H90V179H89ZM88 177V175H87V179H89V180H91L93 177H91V175ZM110 177V176H109ZM130 177H132V176H129L128 177V179L130 178ZM138 177V178H137ZM26 178V179H25ZM38 178V177H37ZM41 178V177H40ZM55 178V180H58V179H60L59 181H61V179H63V177H61L60 176V178ZM70 178H67L68 180L70 179ZM105 178H103V179H105ZM116 178V177H115ZM134 178V177H133ZM79 179H83V178H79ZM87 179H83V181H86V182H84V184L85 183H87ZM96 179V178H95ZM98 180L97 181H99V178H97ZM100 179H101V177H100ZM109 179V178H108ZM131 179L132 178H130V181H131ZM41 180V179H40ZM51 180V183L53 184V185H51L50 183H49V186H48V184H47V186H48V188L50 187L52 190H53V188H54V185H55V183L57 182H52V179H50ZM54 179H53V181H55ZM111 180V179H110ZM134 180V179H133ZM64 181V180H63ZM63 181H62V183H63ZM103 181V180H102ZM102 181H99V182H102ZM130 181H129V183H130ZM68 182V181H67ZM70 182V181H69ZM89 182V184L90 183H93V180H92V182H90V181H88ZM98 182V183H99ZM104 182V181H103ZM126 182V181H125ZM136 182H134V185L136 184ZM58 183V182H57ZM59 183H61V182H59ZM61 183V184H62ZM73 183V182H72ZM78 183V182H77ZM76 183V184H77ZM95 183V182H94ZM61 184H58V186H57V184H56V186H55V190L57 189V192H59V188H61V187H59V186H62ZM70 185H71V183H69ZM75 184V185H76ZM79 185H81L82 184V182H81V184H80V182L78 183ZM100 184V183H99ZM53 186V187H51V186ZM69 185V186H70ZM78 185V186H79ZM86 185V184H85ZM133 185V186H134ZM69 186H68V188H69ZM74 185H72V187H73ZM78 186L77 187H71L72 189V191L74 190V188H78ZM93 186L94 187H101V185H99V186H95L94 184H93ZM56 187H58V188H56ZM64 187V186H63ZM81 187H82V185H81ZM81 187L79 186V188L78 189H80V191H81ZM86 187V186H85ZM99 187V188H100ZM48 188L46 189V191H48ZM39 189V188H38ZM63 189H65V188H63ZM63 189H61L60 190V193H62L61 191H63ZM87 189V188H86ZM95 188H93V190H94ZM27 190H31V189H27ZM44 191H45V189H43ZM54 190V191H55ZM68 190V189H67ZM69 190H70V188H69ZM84 190L85 189H83V192H84ZM97 190V189H96ZM99 190V189H98ZM39 191V192H38ZM49 191H50V189H49ZM54 191H51L50 193H55ZM75 191H76V189H75ZM100 191V190H99ZM99 191H98V193H99ZM56 192V193H57ZM64 192V191H63ZM82 192V191H81ZM95 192V191H94ZM97 192V191H96ZM66 193V192H65ZM65 193H63L64 194V198L65 197H68V193H67V196H65ZM74 194H75V192H73ZM43 194H42V196H43ZM74 194H72V193H69V195H71L70 197H71V199L72 200H74V196H72V195H74ZM87 194V193H86ZM89 194H91V193H89ZM94 194V193H93ZM100 194L102 195V191L100 192ZM39 195H41V194H39ZM51 195V194H50ZM76 195V194H75ZM77 195L79 196V193H77ZM81 195V194H80ZM88 195V194H87ZM99 195V194H98ZM78 196H76V197H78ZM97 193H96V195L94 196L95 198V200L97 201ZM100 196V195H99ZM36 197H39V198H41L39 201H43L44 203H46V204H48V208H47V206H40V205H43V202L42 203H40V205L38 204V202H37V200L39 199H37ZM62 197V198H63ZM91 197V196H90ZM93 197V196H92ZM60 198V197H59ZM62 198H60V199H62ZM64 198H63V202L64 201H66L67 203H65V205L63 204V203H61V206L62 205H64V207H66V205L67 204H69L68 202V199H69V197H68V199L66 200H64ZM104 198V197H103ZM53 199V200H52ZM57 199V200H56ZM92 199V198H91ZM100 200H102L101 198H99ZM98 199V200H99ZM133 199V198H132ZM55 200V201H54ZM72 200L70 201V202H72ZM51 201H54V204H52L53 202H51ZM57 201V202H56ZM81 201H83V200H81ZM136 201V200H135ZM134 200H133V204H134V202H135ZM74 202V201H73ZM125 202V201H124ZM132 202V201H131ZM95 204H97L96 202H94V208H95ZM131 204V203H130ZM129 204V205H130ZM132 204V205H133ZM131 205V206H132ZM135 205V204H134ZM68 206V205H67ZM91 206V205H90ZM63 206H62V208H61V211L63 210V208H64ZM133 207V206H132ZM29 209H32V211L31 210H29ZM65 209V208H64ZM53 210V211H52ZM59 210H60V208H59ZM65 211V210H64ZM53 212L55 213V215L53 214ZM57 213V214H56ZM60 216L61 217V219H62V217H63V222H64V220H66V222L65 223H63L62 222V220H61V222L63 223H60V222H58L60 219H59V217L58 216ZM63 215V216H62ZM56 216L58 217V220L56 219ZM67 216V215H66ZM69 216V215H68ZM55 217V218H54ZM65 218V219H64ZM70 218V217H69ZM68 225V226H67Z\"/></svg>",
  "mask_w": 264,
  "mask_h": 264
}]
</instances>
